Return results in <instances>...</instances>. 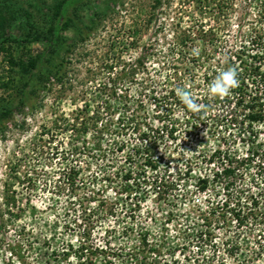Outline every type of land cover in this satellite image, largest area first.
<instances>
[{
	"label": "rangeland",
	"instance_id": "obj_1",
	"mask_svg": "<svg viewBox=\"0 0 264 264\" xmlns=\"http://www.w3.org/2000/svg\"><path fill=\"white\" fill-rule=\"evenodd\" d=\"M60 1L0 0V264H264V0Z\"/></svg>",
	"mask_w": 264,
	"mask_h": 264
},
{
	"label": "trees",
	"instance_id": "obj_2",
	"mask_svg": "<svg viewBox=\"0 0 264 264\" xmlns=\"http://www.w3.org/2000/svg\"><path fill=\"white\" fill-rule=\"evenodd\" d=\"M163 0H155L154 1V8H156L159 4L162 3ZM198 3H200L202 6L204 5V7H208V8H218V11L220 13H223L224 12V7L227 6L229 3H222V0L218 1V3H216L217 0H214V2H212L213 0H197ZM68 2V0H61L57 5H56V9L54 11V23L52 24V26L49 27L48 29V33L50 35V39H52V43H56L57 40L59 39V28L58 26L55 24V21L57 19H61V15L64 13V8H65V5L66 3ZM232 2V0L230 1V3ZM214 4H216V6H214ZM214 6V7H213ZM68 23H65L64 26H67ZM198 33H200V37L201 36H211L212 34V39L211 40H215V36H216V33H215V29L213 27H209L208 29H205V28H201L200 31H197V32H194V31H189L188 34H186L183 38H181L180 40V43L179 44H183L186 42L192 37L193 34H195L196 36L198 35ZM191 40V39H190ZM258 58L260 59H263L264 56L262 55L260 57V55H257ZM254 57H256V55H254ZM39 60V56L31 62V65L32 66H36L37 64V61ZM257 72V71H256ZM57 72L56 74L54 75L55 77L57 76ZM59 80H60V77H58ZM246 83H245V79L243 78V83L238 87L239 88V93L237 95V100L235 102V105L239 106V104H242L246 99L244 98V90L246 88ZM208 104V103H207ZM249 104V103H248ZM261 103H259V106H260ZM249 106V112L247 114H245V117H248L250 120L252 121H261V120H264V113L262 112V110H259V109H255L256 108V105H247ZM236 112V111H235ZM234 116H238L237 113L236 115ZM146 149L149 151L150 147H146ZM148 163L153 167H155V163L153 162V159L151 158V156L149 155V152L147 154V159ZM219 172L221 173H225V174H232L234 173V169H232V167L230 165L224 167L221 171H217L213 176L214 178H217L219 176ZM204 189V186L202 187ZM227 203V201H226ZM239 218V223H243V220H244V217L245 215H242L241 213H238L236 214Z\"/></svg>",
	"mask_w": 264,
	"mask_h": 264
},
{
	"label": "clouds",
	"instance_id": "obj_3",
	"mask_svg": "<svg viewBox=\"0 0 264 264\" xmlns=\"http://www.w3.org/2000/svg\"><path fill=\"white\" fill-rule=\"evenodd\" d=\"M238 86L237 73L233 69L222 71L212 83L210 92L216 96L227 95L228 92ZM179 96L182 102L190 109L197 110L200 106L192 98V96L185 91H179Z\"/></svg>",
	"mask_w": 264,
	"mask_h": 264
}]
</instances>
